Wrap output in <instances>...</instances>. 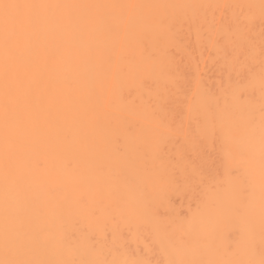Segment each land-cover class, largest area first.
I'll return each instance as SVG.
<instances>
[{
    "label": "bare ground",
    "instance_id": "obj_1",
    "mask_svg": "<svg viewBox=\"0 0 264 264\" xmlns=\"http://www.w3.org/2000/svg\"><path fill=\"white\" fill-rule=\"evenodd\" d=\"M0 264H264V0H0Z\"/></svg>",
    "mask_w": 264,
    "mask_h": 264
}]
</instances>
